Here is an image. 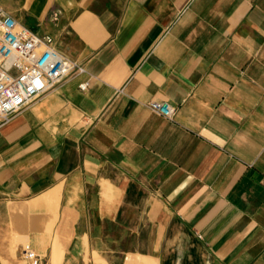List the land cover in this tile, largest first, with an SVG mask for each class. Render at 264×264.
I'll return each instance as SVG.
<instances>
[{
	"label": "crops",
	"instance_id": "0c3cea01",
	"mask_svg": "<svg viewBox=\"0 0 264 264\" xmlns=\"http://www.w3.org/2000/svg\"><path fill=\"white\" fill-rule=\"evenodd\" d=\"M18 2L89 71L0 122L41 264H264V0Z\"/></svg>",
	"mask_w": 264,
	"mask_h": 264
},
{
	"label": "built area",
	"instance_id": "2783aa9c",
	"mask_svg": "<svg viewBox=\"0 0 264 264\" xmlns=\"http://www.w3.org/2000/svg\"><path fill=\"white\" fill-rule=\"evenodd\" d=\"M88 72L85 64L62 53L51 35L39 34L0 4L1 123L10 121L49 89ZM89 85L90 79L80 83V88ZM148 106L169 119L177 112L168 101L151 100ZM27 257H35V253L29 249Z\"/></svg>",
	"mask_w": 264,
	"mask_h": 264
},
{
	"label": "rangeland",
	"instance_id": "374dc122",
	"mask_svg": "<svg viewBox=\"0 0 264 264\" xmlns=\"http://www.w3.org/2000/svg\"><path fill=\"white\" fill-rule=\"evenodd\" d=\"M0 4L9 9L18 7L19 2L18 0H0ZM1 200H3L2 202L5 205ZM17 200L18 198L15 195H0V220L2 218L5 220L4 232H2V227L0 226V252L4 250V253L8 256V258L4 259L7 264H41L42 252L37 248L36 242L33 240L34 236L31 233L34 219L29 210L33 208V204L31 203L25 207L24 202H18ZM45 200L44 197H41L35 201L44 203ZM7 204L10 206V212L7 209ZM44 229L46 231L52 230L48 228V224ZM1 233H4V240ZM42 241L41 244H45V240ZM29 249L35 253V257H27ZM43 262V264H47V259H44Z\"/></svg>",
	"mask_w": 264,
	"mask_h": 264
}]
</instances>
